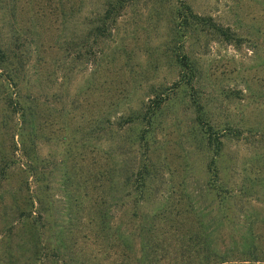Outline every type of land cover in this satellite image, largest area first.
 Masks as SVG:
<instances>
[{
  "label": "trees",
  "instance_id": "16d2710c",
  "mask_svg": "<svg viewBox=\"0 0 264 264\" xmlns=\"http://www.w3.org/2000/svg\"><path fill=\"white\" fill-rule=\"evenodd\" d=\"M87 1L90 11L88 18L78 23L81 33L76 40L68 36L60 43L69 55L68 62L83 54L90 56L89 62L93 61L94 48L104 40L117 38L115 44H121L118 22L128 7L139 3L148 11L150 19L156 18L153 29L162 27L164 35L160 48L164 49L163 57L170 61L174 72L170 85L163 81L149 85L134 104L108 120L106 130L103 128L101 133L107 134L105 153L111 159L105 172L109 188L106 198L114 202L106 204L101 214L100 223L106 233L110 232L104 235L107 246L120 245L123 264H264V176L259 178L257 168L258 175L253 172L250 180L255 179L262 186L259 192L253 186L252 190L245 184L239 186L237 177L231 179L219 174L217 166L228 139L242 143L244 140L253 147L264 145V123L251 121L252 126L249 125L242 116L243 109L233 117L226 115L214 119L207 111L210 101L206 102L208 99L199 91L203 84L199 57L208 48V42L214 40L234 47L242 41L254 44L251 40L256 38L257 28L247 25L243 28L246 33L241 34L228 23L195 10L192 0ZM5 8L0 5L2 13ZM79 8H84L83 3ZM160 20H163L162 25H159ZM3 28L0 22V264H84L74 258L66 260L59 253L61 247L65 249L73 241L61 242L62 230H56L51 217L54 209L51 204L47 208L45 205L46 200L54 196L47 182L54 170L51 165L40 166L41 159L37 156L42 131L41 114L38 113L41 109H37L39 96L33 91L32 75L26 73L23 62H18ZM84 47L88 49L81 53ZM73 48L76 57L71 53ZM119 48L112 47L109 52ZM246 92L240 88L220 91V99L236 101L245 107L248 105L246 98L250 97ZM174 96L189 110L195 141L198 147L205 149V166L213 174L206 184V191L211 194L207 205L198 207L189 203L181 210H192L194 214L190 218L194 230L182 232V235H170L169 224L180 216L175 209L173 219L170 218V208L157 201L150 156L157 144V130L166 121L165 107L172 105ZM48 125L51 134L58 130L51 120ZM98 128L95 123L83 135L93 139ZM69 152L67 149L62 154ZM250 196L253 204L247 199ZM128 199L130 208L124 202ZM114 209H122L123 215H128L118 216L116 222ZM163 225L168 229L162 230L160 226ZM43 227L49 228L51 235L46 247L41 239ZM13 237H18V254L11 250ZM22 238L31 240L29 253L23 251L27 248ZM135 238L137 255L129 244Z\"/></svg>",
  "mask_w": 264,
  "mask_h": 264
},
{
  "label": "rangeland",
  "instance_id": "374dc122",
  "mask_svg": "<svg viewBox=\"0 0 264 264\" xmlns=\"http://www.w3.org/2000/svg\"><path fill=\"white\" fill-rule=\"evenodd\" d=\"M62 1L0 0V5L6 7L3 13L0 11V22L18 62H23L26 73L32 75L33 91L39 96L37 109H41L38 113L41 114L42 131L37 156L41 159L40 166L51 165L54 170L47 181L54 196L50 201L46 200L45 205L47 208L51 204L54 209L51 217L56 230H62L61 242L73 241L65 249L64 246L60 248V255L84 264H123L120 245L107 246L104 235L110 232L106 233L100 223L106 204L114 203L106 198L109 188L105 172L111 159L105 153L107 134L101 133L106 122L134 104L149 85L159 81L170 85L174 79L173 67L163 57L164 49L160 48L164 35L162 27L153 29L156 18L152 15L150 19L148 11L139 3L128 7L118 22L121 44H115L117 38L102 41L94 48L96 57L90 62V56L76 57L73 48L71 53L77 60L68 62L69 55L60 43L68 36L76 40L77 34L81 33L78 23L88 18L90 4L87 0ZM81 3L84 8H79ZM191 4L198 12L228 23L241 34L246 33L243 28L247 25L257 28L258 34L251 40L254 44L242 41L234 47L214 40L208 42V48L199 57L203 75L199 91L208 99L206 102L210 101L207 111L212 118L233 117L243 109L242 116L249 125L251 121H260L263 125L264 0H192ZM248 33L252 35L251 31ZM118 46L120 48L115 52H109ZM86 49L84 47L81 53ZM239 88L250 96L246 98L247 106L220 99V91ZM170 104L165 107L166 121L157 130V144L150 154L154 165L152 186L157 189V201L170 208V218L173 219L175 209L180 216L169 224L170 235H182V232L194 230L190 219L194 214L192 210H181L189 203L198 207L207 205L211 194L206 191V184L213 174L205 166V149L198 147L195 141L189 110L176 96ZM50 120L58 127L53 134L48 125ZM95 123L99 128L94 132V138L83 135ZM258 145L253 147L244 140L243 143L226 140L218 158V173L227 178H238L239 186L245 184L251 190L253 186L260 192L262 186L255 179L250 182L253 172L258 175L257 168L259 178L264 176V145ZM67 149L69 154L63 155ZM247 199L253 204V197ZM124 202L130 208L129 199ZM113 212L116 222L118 216L128 215H123L122 209ZM160 227L168 229L166 225ZM49 236L50 229L43 227L41 239L45 247L49 245ZM53 239L55 244L56 237ZM23 240L24 248H27L23 251L29 253L31 240ZM17 243L18 237H13L10 246L14 254H18ZM137 243L136 238L129 241L136 255L139 252Z\"/></svg>",
  "mask_w": 264,
  "mask_h": 264
}]
</instances>
